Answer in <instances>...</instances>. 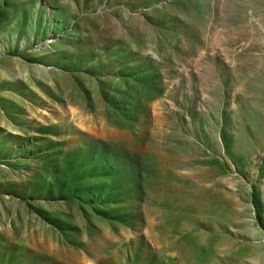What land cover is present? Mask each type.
<instances>
[{"label":"rangeland","instance_id":"1","mask_svg":"<svg viewBox=\"0 0 264 264\" xmlns=\"http://www.w3.org/2000/svg\"><path fill=\"white\" fill-rule=\"evenodd\" d=\"M0 264H264V0H0Z\"/></svg>","mask_w":264,"mask_h":264}]
</instances>
